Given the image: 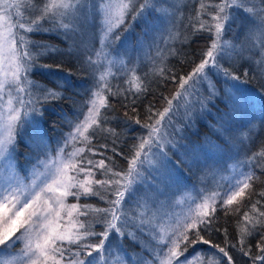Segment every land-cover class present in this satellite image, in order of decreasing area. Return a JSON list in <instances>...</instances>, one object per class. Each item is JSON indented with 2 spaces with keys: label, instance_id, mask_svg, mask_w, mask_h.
<instances>
[{
  "label": "trees",
  "instance_id": "1",
  "mask_svg": "<svg viewBox=\"0 0 264 264\" xmlns=\"http://www.w3.org/2000/svg\"><path fill=\"white\" fill-rule=\"evenodd\" d=\"M139 2L136 3L137 7ZM219 2L220 0H185L177 22L178 37L170 43L159 61L156 63L154 51L151 50L145 62V70L137 73L138 79L133 87L124 78L117 82L112 80L111 87L104 91L107 106L100 109L99 125H93L86 133L89 139L80 142L84 151L78 156L74 174L78 181L87 176L91 183H86L85 186L89 185L97 194L85 196L80 193V188L73 189L78 198L75 200L77 196L69 195L67 202L70 205H77L79 211L84 210V205L92 208L110 206L108 201L115 199L112 191L116 186L97 185L95 180L118 179L113 173L127 172L129 161L141 143V138H147L149 129L145 125H152L160 117L159 113L169 107L168 101L174 103L176 94L187 89V84L185 89L180 88L181 78H187L193 72L204 59V53L211 41L215 39L214 27L212 31L206 29L214 24L211 17L215 9L209 5ZM20 3L21 7L16 9L13 21L19 17L27 25L39 16L38 7L42 3L41 0H36L35 7L33 0H20ZM147 3L148 7L143 15L133 19L129 12L125 22L110 34L108 49L111 52L120 53L128 45L134 48L139 42L155 38L154 33L160 29L156 25L157 9L153 7L151 0H147ZM246 3H249L246 4L247 7H261L260 0H246ZM243 15L242 10L236 13V18L233 17L235 20L224 31V40L234 42V36L240 33L236 27L241 29L246 24ZM65 22L70 23L67 19ZM201 23L205 24L204 30L200 29ZM222 23L224 26L226 22ZM86 26L84 23L80 30L74 27L73 30L65 31L57 24L41 20L39 30L24 32L27 36L24 49L33 56L26 75L29 77L28 82L38 86L30 89L27 86L26 90L32 96L29 97L24 92L25 103L29 98L42 97L40 88L54 90L59 93V97L40 99L34 105L36 111L29 108V117H25L24 109L22 111L12 149L16 169L23 178L30 175L34 165L37 166L45 157L55 154L61 148L68 133L84 117L86 102L98 86L97 71L87 62L83 46V30ZM255 65L258 64L254 60L243 58L234 52L224 62L222 75H212L216 87V91L213 90L214 95L213 91L195 87L187 90L191 101L186 108L187 112L182 110L177 123L182 135L177 140H172L180 152L187 158L196 153L203 158L210 156L212 161L216 157L225 160L233 152L237 155L242 153L248 160L247 167L255 174L249 181L250 187L244 190L240 198L227 206L216 205L214 213L209 209L211 214L206 219L211 221L210 224H198L196 228L189 230L188 240L179 246L182 253L179 258L184 261L187 259V264H227V257L219 252V248L228 252L232 264H264V261L254 260L256 256L264 255L261 251L264 248V240L261 239L264 235V216L260 215L264 213V77ZM225 69L229 75H225ZM233 76L239 79H233ZM118 78L120 77L115 79ZM137 84L140 85V91L136 89ZM244 90L255 97L244 100L242 105L236 91L240 94ZM137 119L139 124L136 123ZM227 153L229 154L225 156ZM89 160L92 165L88 164ZM100 160L105 162L104 169L95 167ZM178 162L177 160L176 164ZM180 163L178 171L181 180L196 183V177L203 174L201 167L197 165L195 170H189L184 168L186 163ZM81 167L92 168V175L79 172ZM134 187L129 195L131 200L124 198L122 204L123 212L130 217H135L138 213L139 206L147 198L149 188L157 191L158 195L161 192V186L156 182L152 183L150 177L145 184L134 183ZM161 188L167 190L165 186ZM78 219L86 227L91 226L89 230L97 234L80 243L98 244L101 239L98 234L104 231L99 216L90 212L86 216H78ZM126 229L136 230L131 227L123 230ZM244 230L252 231V235L247 236L241 243V233ZM77 231L84 230L78 226ZM126 237L125 234L122 249L128 255L132 250L141 248L139 242L131 243ZM205 240L208 241L207 244L203 242ZM17 247L16 245L11 250L16 251ZM69 247L76 251L78 245ZM88 250L90 249H84L79 258L87 261ZM244 252H249V255Z\"/></svg>",
  "mask_w": 264,
  "mask_h": 264
},
{
  "label": "snow or ice",
  "instance_id": "2",
  "mask_svg": "<svg viewBox=\"0 0 264 264\" xmlns=\"http://www.w3.org/2000/svg\"><path fill=\"white\" fill-rule=\"evenodd\" d=\"M101 9L99 14L102 16L103 30L101 34V44L106 47V42L110 34L121 24H123L126 15L131 12L132 18L136 19L138 16L143 15L147 9V0L139 3L136 6L137 0H121L120 3L114 4L111 2L105 3V0H100ZM251 2V0H248ZM42 6L38 7L39 16L32 20L27 25L20 19L13 22L11 16V9H20V0H0V162L7 159V176L3 183H0V264H85V259H80L81 252L84 249H90L86 252L87 264H128V254L122 248H116L112 245H107L109 235L115 233L117 236L128 235L133 241H136L137 232L147 234L151 238V244L156 247L148 246V250L152 259L147 257H133L134 264H180L179 256L182 253L178 250L180 243L188 240L187 230L196 228L198 224L207 225L211 221L206 218L211 214L209 212L208 201L211 200L214 204L217 199L221 200L223 204H232L240 197L244 190L250 187L248 181L254 178V172L244 173L243 180L237 179L235 183L230 184L224 193L215 192L210 193L203 198V203L197 205L192 214L186 218V221L178 222L175 227L170 230L165 229L159 225H151L150 221L146 219L142 213H137L135 217L126 215L122 210L125 193L131 189L133 177L139 176L140 169L146 162L152 163L148 158V154L152 148L163 147V137H161L160 120H163L166 113L171 110L172 101H168V108L164 112L159 113L160 120L156 121V125H145L149 129L147 138H141V143L137 146L133 158L129 161V167L125 173H113L118 179L109 180H95V184L115 185L112 191L115 199L108 201L110 205L108 208H92L91 206L84 205L83 211H79L78 206L73 204L70 206L72 210H77L78 215L74 220H70L69 224L74 227L78 224L79 229L83 232L77 231L75 233L70 230L61 229V209L65 208V198L69 195L77 196L78 194L71 191L72 188L83 189V195H96V191L90 186H85L86 183L90 184L91 181L76 180L75 176H69V170H76L77 163L73 162V153L68 154L67 160H57L49 164L47 161H40L44 171H40L37 166H33V171L30 174L32 179L30 183L25 184L24 179L16 172L15 167L11 163L10 145L15 141V129L17 123L21 120V107H15L16 104L24 107H31L32 111H36L34 105L40 102V99L47 100L49 98H58L59 93L54 90L40 88L42 97L29 99L25 105L24 99L19 97L20 92H25L29 97L32 96L28 88L38 87L27 80V71L29 70L30 63L33 59L31 53L23 47L17 48V41L23 46L26 41L24 36L19 34L18 30L23 32H31L39 30V23L41 20H48L57 24L65 31L73 30L72 23H66L65 19L71 16L73 19H78L77 13L83 7V0H41ZM261 7H247L245 0H220L219 3L209 5L215 9L212 15L213 25H209L206 30L212 31L215 29V39L211 41L208 50L204 53L203 59L189 74L187 78H181L180 88L185 89L188 80L194 76L200 77L204 73L206 66L211 64L213 68L219 67V60L224 58L226 49L231 47L228 42L221 43V35L223 31L224 21L232 20L230 10L233 8H240L244 11L256 32L249 30V34L255 36L258 33V38L264 44V0H260ZM33 6H36V0H33ZM204 7V5H201ZM200 29H205V24H200ZM47 47V46H42ZM97 56L106 55L103 47L96 52ZM93 61L89 58V63ZM225 75H229L227 69L224 70ZM247 74V73H246ZM206 75V74H205ZM101 80L104 76L101 75ZM138 79V78H134ZM233 79L239 77L233 76ZM137 91H140V85H136ZM13 91L16 93L13 97ZM185 91H187L185 89ZM8 95L7 106L5 107L3 98ZM214 95V91L212 92ZM182 93H177L176 96H181ZM94 98L90 101L88 115L78 122L76 125V133L88 140L86 135L93 125H99L98 117L100 109L106 107V101L100 92L93 94ZM176 97H174L175 99ZM27 115V112L24 113ZM139 124V120H136ZM72 136V134H69ZM73 139H76L73 136ZM67 143V141H66ZM147 149V151H145ZM79 152L84 149L80 148ZM143 153V156H142ZM159 155L167 159L166 152H161ZM92 165V161H88ZM100 169L105 168L104 160H100L98 165ZM4 169L0 168V171ZM79 172H87L92 175V168H79ZM108 171H111L108 169ZM122 189V190H121ZM227 197V198H225ZM103 199V198H101ZM51 201V202H50ZM255 207V205H253ZM94 212L99 216V222L104 225V231L98 235L101 237L98 244H81L82 240H87L96 233L90 231L91 226L85 225L84 222L79 221L78 216L88 215ZM211 212H215V207L211 208ZM26 213V216L24 215ZM67 216L72 217L73 212L67 211ZM264 216V213L260 214ZM21 217H24L21 219ZM247 219V214H245ZM20 221L17 224V221ZM125 227L135 228L136 231L123 232ZM255 225H253V230ZM199 235V232L196 233ZM252 235V231L244 230L241 233V243L247 237ZM202 239V238H201ZM264 240V235L261 237ZM205 244L208 241H203ZM17 244L23 245L20 253L13 255L11 249L15 248ZM70 245H78L76 251H73ZM145 246L141 245L143 249ZM259 247V245H258ZM243 251V249H241ZM264 252V248H261ZM219 252L227 257V264H232V258L224 248H219ZM95 253V255H93ZM70 254V256H69ZM249 255V252H244ZM254 260L264 261V255H258ZM187 264V259L185 260Z\"/></svg>",
  "mask_w": 264,
  "mask_h": 264
},
{
  "label": "rangeland",
  "instance_id": "3",
  "mask_svg": "<svg viewBox=\"0 0 264 264\" xmlns=\"http://www.w3.org/2000/svg\"><path fill=\"white\" fill-rule=\"evenodd\" d=\"M151 1L153 7L157 9L158 18L156 25H158L160 28L157 29V31L154 33L153 36H155V38L149 39L144 42H139L138 45L134 48L130 47L129 45L126 46V48L123 47L124 49L120 53H113L108 49L109 38L106 42V47L101 44V34L103 30V25L102 16L99 14L100 9L102 7L100 0H83V7L77 13L78 19H73L71 16L66 18L67 20H69L70 23L74 25L75 28L79 30L82 28L84 23L87 24V26L83 30L85 35L83 46L86 50L87 62H89V58H91L93 62L89 64L95 69V71H97L96 76L98 86L97 88H95L94 93L100 92L101 96L105 98L104 91L111 87V84L113 82L112 80H115L117 82L118 80H121V78H124L128 82V84L133 87L136 82V79L134 78H137V73L139 74L140 72H143L145 70V62L147 61L146 59L151 50L154 51V57L157 63L161 58L160 56L163 55L164 52H166L167 48L170 47V43L178 37L179 31L177 22L181 15V9L185 5V0ZM11 2H15V0H11ZM108 2L118 4L121 2V0H105V3ZM138 2L139 1H137V3ZM245 4L248 5L249 3H246L245 0ZM240 10V8L231 9V16L236 18V13ZM16 11V8L11 9L10 14L12 17L15 16ZM243 16L246 21V24L242 25L241 29L238 28V26L236 27L240 33L234 36L233 43H229L227 40H224L223 36L225 34L224 31L228 29V27L232 24L235 19L233 18L232 20L225 21L226 23L223 26V31L221 35V43L228 42L229 44H231V47L226 49V54L224 55V58L219 60V67L213 68L211 64L206 66L204 73L201 74V76H203L204 78L201 79L200 77L194 76L191 80L188 81L186 90L195 87L201 90L204 89L206 91H216L212 75L213 73H218L222 75V67L224 62H226L229 57L233 55L234 52L236 54H239L243 58H249L251 61L254 60V62L258 64L255 65L259 70L258 72L264 77V44H262L261 39L258 38V33H256L255 36L249 34L250 29L254 33L256 32V29L251 24L250 19L248 18V15L245 12ZM17 19H19V17ZM17 31L21 32L20 34L24 36L25 40H27V36L24 35V32H22V30L17 29ZM18 41L17 48L19 49L21 48V45ZM22 47L25 48L26 43ZM102 47L106 55L97 56L96 52ZM29 70L27 72H29ZM101 75L104 76L103 80L100 79ZM116 77L120 78L116 80ZM0 78H2V76H0ZM28 79L29 77H27V80ZM25 88L28 89L27 85H25ZM180 93H182V95L178 97L176 96L175 102L172 103L171 110L165 114L163 120H160L159 117L152 124L156 125V121L160 120L159 127L161 128L160 135L161 137H163V147L158 148L154 146L152 148L151 152L148 154V158L152 161V163L146 162L140 169H138L140 175L133 177L131 189L125 193L124 197L128 200H131L129 198V195L135 189L134 183L145 184L147 182L148 177L151 178L152 183L156 182L161 187L165 186L167 190H163L160 187L161 192L159 193V195L157 191L155 192V190L149 188L147 198H145V202L139 206L138 212L142 213L143 216L150 221V227L151 225H159L168 230H170L172 227H175L178 222H185L186 218L192 214V210H194L197 205L203 203V198L205 196L215 192L224 193L225 190L229 187V185L235 183L237 179L243 180L244 173L252 172L247 167L248 160L246 159V157H244V154L242 153L237 155L235 152H233L232 155L228 156L225 160H219V158L216 157V159L212 161V158H209L210 156H206V158H203V156L200 157L196 153L191 158H187L183 155V153L180 152L177 145L173 141L177 140L178 136L182 135V132L179 131V128L177 126V123L179 122V115L181 114L182 110L184 112H187L186 108L189 106V102L191 101L187 91L183 90ZM236 93L242 105L244 100L246 101L255 97L247 90H244L240 94H238L237 91ZM23 94L24 92L19 93V97L22 99H24ZM93 94L86 102L84 112L85 115L80 121H82L85 116L88 115V109L91 106L90 101L94 98ZM12 95L13 97H15L16 93L13 91ZM7 99L8 95L5 94L3 98L5 107L7 106ZM25 105H27V102L25 103ZM13 106L21 107V114L24 109L25 112H27V115H25V117L30 116V107H22L16 104L15 101ZM185 115L187 116L188 114ZM70 133L72 134V136L69 135ZM73 136H75L76 139H73ZM82 141H84V138L80 137L76 133L75 126L68 133L65 143L61 145V148L57 152H55V154L45 157V160L43 161H47L49 164H51L57 160H67L68 154L73 153V162L77 163L79 159L78 156L81 154V152H79L78 150L84 147L80 145V142ZM9 147L11 152V163L15 167V170L19 174V176L22 177L20 175L19 170L16 169V162L14 160V149H12V145H10ZM145 151H147V149H145ZM161 152L167 153V157L168 159H170L171 163H169L167 159H164L159 155V153ZM229 153H227L225 156H227ZM7 159L8 158H6L5 161L0 162V168L4 169L3 171H0V183H3L4 179L8 174ZM177 160L179 161V165L181 164L180 162L186 163L184 168L189 170H195V167L197 165L201 167L203 174H200L198 175V177H196V183H191L190 180H181V174L178 171V164H176ZM37 167L40 171H44V168L42 165H40V163L37 164ZM75 171L76 170H69L68 175L74 176ZM85 177L86 176L83 177L84 180L82 179V181H85ZM23 179L25 184H27L30 183L32 177L31 175H29L27 177H24ZM183 182H185V184ZM73 189L76 188H72V192ZM80 193H83V189H81ZM238 198L240 197H237V199ZM67 199L68 196L65 198V208L60 210V226L61 229L70 230L71 232L75 233L77 232L78 226L75 225L74 227L72 224H69V221L74 220L76 218L75 215H78V212L77 210H72L70 208L71 205L67 202ZM76 199L77 197H75V200ZM208 204L209 209L215 207L216 205H228L223 204L222 201L219 199H217L214 204L211 200H209ZM69 210L73 212L72 217H68L66 214ZM24 215L26 216V213ZM23 218L24 217H21V219ZM19 222L20 221L18 220L17 224ZM190 229L187 230V235ZM123 232L127 233L129 231L126 229V231L123 230ZM123 236H117L115 233L109 235L107 239V242L109 243L108 245H112L118 249L122 248V244L125 242L123 240ZM126 236L128 241L132 243L133 239L130 238L128 235ZM141 237H143V239H141ZM135 242H139L145 247L143 249L139 248L135 251L132 250L133 252L128 255V264H134L132 258L136 256L147 257L149 260H151L152 257L148 250V246L149 244H151V238L147 234V232L145 234L137 233ZM181 244L182 243H180V245ZM17 246L18 247L16 251L11 250V253L13 255L20 253V250L23 247V245L21 244H17ZM151 246L153 248L156 247L155 244H151ZM178 259L180 264H185L184 260H181L180 258ZM62 264H66V262L62 261ZM85 264H87V261H85Z\"/></svg>",
  "mask_w": 264,
  "mask_h": 264
}]
</instances>
